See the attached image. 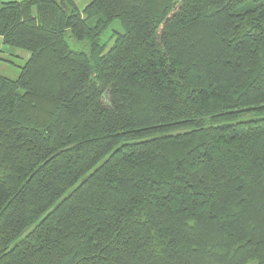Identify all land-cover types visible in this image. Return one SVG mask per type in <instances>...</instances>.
<instances>
[{"label":"trees","instance_id":"1","mask_svg":"<svg viewBox=\"0 0 264 264\" xmlns=\"http://www.w3.org/2000/svg\"><path fill=\"white\" fill-rule=\"evenodd\" d=\"M0 39V264H264V0L0 3Z\"/></svg>","mask_w":264,"mask_h":264},{"label":"crops","instance_id":"2","mask_svg":"<svg viewBox=\"0 0 264 264\" xmlns=\"http://www.w3.org/2000/svg\"><path fill=\"white\" fill-rule=\"evenodd\" d=\"M22 1H28V0H0V3H11V2H22ZM75 5L77 6V8L82 11L87 5H89L93 0H72ZM1 44H2V40L0 39ZM2 51H1V57H0V77L2 78H6L9 80H15L18 78L19 73H20V69L25 65L26 61L29 58V55L24 53V52H20V51H13L10 49H7L3 46H1ZM4 51L5 55H3L4 53H2ZM11 59H14V61H12ZM12 61V62H11ZM14 62V63H13ZM15 68L16 72L12 73V75L10 76L7 72V70L9 68ZM8 76H10L11 78H8Z\"/></svg>","mask_w":264,"mask_h":264},{"label":"rangeland","instance_id":"3","mask_svg":"<svg viewBox=\"0 0 264 264\" xmlns=\"http://www.w3.org/2000/svg\"><path fill=\"white\" fill-rule=\"evenodd\" d=\"M115 31H117V32H122V29H121V27H120V25L118 24V22H115V23H113L111 26H110V30L107 32V34L104 36V38L102 39V43L103 44H107L108 46H110V43H111V39H112V34H113V32H115ZM1 46H3V47H5L3 44H1V41H0V57H1V51H2V48H1ZM6 48V47H5ZM8 49V48H7ZM10 50H12V49H10ZM14 51V50H13ZM2 53H4V51L2 52ZM3 55H5V53L3 54ZM12 61H14L15 62V60L14 59H11ZM11 61V62H12ZM13 62V63H14ZM1 63V62H0ZM7 72H8V74L11 76L12 75V73H15L16 72V69L15 68H13V67H11V68H9L8 70H7ZM10 76H8V78H11ZM245 119H251V120H254V119H257L256 117H254V116H252V115H250V116H248V117H245Z\"/></svg>","mask_w":264,"mask_h":264}]
</instances>
